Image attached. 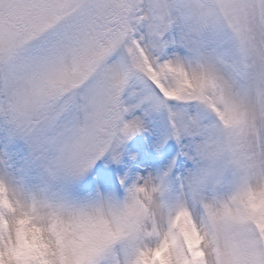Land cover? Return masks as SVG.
Listing matches in <instances>:
<instances>
[{
  "label": "snow or ice",
  "instance_id": "1",
  "mask_svg": "<svg viewBox=\"0 0 264 264\" xmlns=\"http://www.w3.org/2000/svg\"><path fill=\"white\" fill-rule=\"evenodd\" d=\"M152 114L243 197L197 214L162 202L164 177L121 204L32 186L118 158ZM258 202L264 0H0V264H264Z\"/></svg>",
  "mask_w": 264,
  "mask_h": 264
},
{
  "label": "rangeland",
  "instance_id": "2",
  "mask_svg": "<svg viewBox=\"0 0 264 264\" xmlns=\"http://www.w3.org/2000/svg\"><path fill=\"white\" fill-rule=\"evenodd\" d=\"M189 115L195 113L189 110ZM166 132V115L152 114L144 118L142 131L116 149L118 158L114 159L113 152L109 151L82 175L70 179L57 177L47 183L37 172L32 186L47 190L74 206L101 199L121 204L134 185L142 184L149 177H164L162 202L171 208L184 200L197 214L204 201L222 199L235 191L237 173L233 169L214 166L207 159L193 155L188 138L179 142L174 138L165 139ZM88 180L96 190L89 188ZM121 254H127L126 250Z\"/></svg>",
  "mask_w": 264,
  "mask_h": 264
},
{
  "label": "clouds",
  "instance_id": "3",
  "mask_svg": "<svg viewBox=\"0 0 264 264\" xmlns=\"http://www.w3.org/2000/svg\"><path fill=\"white\" fill-rule=\"evenodd\" d=\"M208 160V159H207ZM208 161H210V160H208ZM212 164H213V162L212 161H210ZM214 166H219V167H228V168H231V169H233L232 167H230V166H220V165H215V164H213ZM234 170V169H233ZM235 171V170H234ZM236 172V171H235ZM237 173V172H236ZM233 197H238V198H242L243 197V192L241 191V187H240V183H239V178H238V174H237V187H236V189H235V191L232 193V194H230V195H228V196H226V197H224V198H222V199H217L216 201H218V202H225V203H229V202H231L232 201V199H233ZM157 200L159 201V196H157ZM209 201H211V200H209ZM258 204H259V207H258V209H257V214H262V213H264V203H262V202H258ZM203 211V207H202V209H201V212Z\"/></svg>",
  "mask_w": 264,
  "mask_h": 264
}]
</instances>
